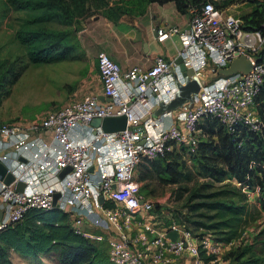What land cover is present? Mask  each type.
I'll return each mask as SVG.
<instances>
[{"label":"built area","instance_id":"1","mask_svg":"<svg viewBox=\"0 0 264 264\" xmlns=\"http://www.w3.org/2000/svg\"><path fill=\"white\" fill-rule=\"evenodd\" d=\"M188 9L186 24L161 23L153 31L158 41L177 34V56L198 85L190 105L154 112L160 101L174 96L173 58L156 54L148 65L121 69L99 49L95 65L104 98H75L26 124L0 121V141L14 152L12 158L0 150V161L14 174L11 182L0 180V228L30 207L56 205L68 212L76 232L104 242L112 264H226L223 253L235 240H246L245 232L226 242L208 229L192 230L163 204L156 206L137 178L144 159L173 147L192 149L205 134L198 123L207 115L229 130L240 123L255 132L264 152V21L262 29H245L239 15L212 0H199ZM239 55L250 60L248 70L218 72ZM121 113L126 117L122 129L103 131L90 125L93 117ZM65 166L69 169L60 177ZM16 179L32 188L15 189ZM234 183L259 205V184ZM55 191L59 194L53 203ZM170 230H175L174 237L167 234Z\"/></svg>","mask_w":264,"mask_h":264},{"label":"trees","instance_id":"2","mask_svg":"<svg viewBox=\"0 0 264 264\" xmlns=\"http://www.w3.org/2000/svg\"><path fill=\"white\" fill-rule=\"evenodd\" d=\"M7 1L13 8L25 9V14L20 17L14 30L15 38L23 47V54L0 61V103L29 63L77 56V45L70 40L69 32L51 29L45 24L49 20L71 22L75 14L82 12L86 0ZM152 1L162 3L167 0H118L112 9H107L101 1L93 3V6L102 7L103 15L116 21L122 14H142ZM172 1L178 11L184 12L190 4L199 0ZM212 1L217 7H225L228 3L227 0ZM255 1L251 10L240 15L241 26L245 29H262L264 0ZM261 51H264V45ZM258 108L261 110V106ZM198 124L206 136L195 145L198 169L217 181L231 177L248 186L259 184V205L264 209V168L261 166L264 152L261 137L240 123L229 130L215 116H204ZM171 150L140 162L137 178L141 180L148 172H154L163 181H178L184 172L169 157ZM210 183L203 182L201 186L205 188ZM193 197L196 200L189 205V210L196 215L192 220L194 226H203L214 233L217 239L226 242L243 235L247 228L249 202L240 188L220 185L207 192H195ZM180 215L178 219L188 226L184 212ZM240 241L242 244L239 241L236 245L230 244L223 253L226 264H264V253L256 252L246 240ZM101 246L76 232L68 212L56 205L45 209L30 207L20 219L0 228V261H4L7 249L12 248L17 254L32 261L46 259L52 264H112L102 251H106L105 244Z\"/></svg>","mask_w":264,"mask_h":264},{"label":"rangeland","instance_id":"3","mask_svg":"<svg viewBox=\"0 0 264 264\" xmlns=\"http://www.w3.org/2000/svg\"><path fill=\"white\" fill-rule=\"evenodd\" d=\"M104 2L107 9H112L118 3V0H86L83 10L79 14H75L71 22L61 23L57 20H49L46 22L45 26L51 29H63L70 34V40L75 38L74 30L80 23L89 24L97 15H103L102 7H95L93 3ZM221 1V0H220ZM228 3L225 5L227 11L236 15H243L249 10H251L255 4V0H227ZM25 14V9L13 8L7 0H0V61L6 60L8 57L14 56L16 54H23V47L17 41L14 36V30L17 27L20 17ZM104 16V15H103ZM97 51V50H96ZM94 64H95V55ZM47 63L41 64H28L25 71L22 73V78L18 79V85H20L21 80L26 79L29 74L40 78L44 83H58L59 81L55 77L51 78L47 71ZM96 67V65H95ZM38 68H41L38 70ZM55 70H52L54 75ZM61 77L65 75L68 68L60 69ZM38 72V73H37ZM72 72V71H71ZM75 75L77 74L73 70ZM78 77V75H77ZM60 80H63L62 78ZM62 84L60 88L53 86L51 91L44 94L45 97L41 99H36L31 101L30 99L19 98L17 95H12L7 98L0 105V121H12L16 118H28L33 119L36 116H40L46 110L54 107L60 101L57 100L58 93L61 88L68 87L72 89L74 82L68 83L67 85L60 81ZM43 83V84H44ZM205 135L201 136L199 139H205ZM215 138V136H213ZM198 139V140H199ZM195 147L187 150L184 146H180L178 149L172 148L169 157L179 169L184 172L182 177L178 181H163L154 172H148L144 178H141V190L144 192L153 202L158 204H163V207H167L172 211L174 217L179 218L181 212H184L186 223L189 227H193L194 230L205 229L203 226H194L193 219L196 215L193 211L189 210V205L196 200L193 197L195 192H207L213 190L220 185L234 186L239 188L235 183L233 178L225 177L220 181L213 180L208 175L203 174L197 167L195 160ZM142 168V167H141ZM140 168V170H141ZM210 181V185L203 188L201 184L203 182ZM238 192L236 193V195ZM249 214L246 216L247 228L244 233L246 236V242L251 243V247L256 252L264 253V209L260 205L254 202L248 201ZM241 242V241H239ZM234 241L232 245L239 243ZM244 242V241H243ZM94 243L104 245V242L99 239ZM242 244V242L240 243ZM107 258V253L102 250ZM0 264H52L51 261L42 259L39 261H32L28 257L21 256L17 254L12 248H8L6 252V257L4 261H0Z\"/></svg>","mask_w":264,"mask_h":264},{"label":"crops","instance_id":"4","mask_svg":"<svg viewBox=\"0 0 264 264\" xmlns=\"http://www.w3.org/2000/svg\"><path fill=\"white\" fill-rule=\"evenodd\" d=\"M189 14V9L184 12L178 11L172 0L162 3L152 1L147 4L145 11L139 15L122 14L116 21H112L99 14L89 24L81 22L80 26L73 31L75 38L72 41L77 45V56L75 58L29 63H47L48 66L46 68L50 77H55L59 82L44 83L39 77L36 78L29 74L26 79L21 80L20 85L17 87L18 79L22 78V73L27 68V65L12 83L9 94L2 98L0 105L12 95H17L22 99H30L31 101L41 99L45 97L44 94L46 92L51 91L53 86L60 88L62 84L60 81L66 85L74 82V85L70 90L68 87L60 89L56 98L60 101L58 104L67 103L72 99L90 94H96L99 98H104L101 94L100 80L94 64L93 56L96 50H105L112 59L118 62L121 69H125L132 64L148 65L156 54H161L167 59L173 58L176 61V58L179 57L176 53V48L179 44L177 34H172L164 40L158 41L154 37L153 28L161 23H175L182 26L186 24ZM176 63L172 70L174 73L175 91L177 90L175 79L184 84V75L179 68L178 62ZM56 68L57 71L53 75L52 70ZM64 68H68V71L61 77L59 70ZM40 69L38 68V70ZM73 70L75 72L77 70L76 75ZM61 78L63 80H60ZM192 94L193 92L190 93L191 99L183 100L180 105H176L172 110L175 111L184 105H190L192 103ZM33 119L28 120V118L19 117L12 121L26 124ZM0 150L7 151L14 158V152L8 149L2 141H0ZM19 172V170L15 169L16 174H19ZM26 175L27 173L23 177H26ZM22 181L24 182L23 190L32 188V185L25 183L24 179Z\"/></svg>","mask_w":264,"mask_h":264},{"label":"water","instance_id":"5","mask_svg":"<svg viewBox=\"0 0 264 264\" xmlns=\"http://www.w3.org/2000/svg\"><path fill=\"white\" fill-rule=\"evenodd\" d=\"M176 62L179 64V68L182 70V74L184 75V84H181L177 79H175V83L177 86V90L175 91V94L172 99H170L168 102H160L155 107L154 112H158L162 109H172L176 105H180L183 100L185 99H191L190 93L195 92L197 89V81L194 77H189L187 75V72L185 70L184 64L181 61L180 57L176 58ZM250 67V60L245 57L244 55H239L238 57H235L231 59L227 66L218 68V72L223 74L228 73H234L237 70L240 71H246ZM126 124V117L124 114H111V115H105L102 117H93L90 120V125L92 126H99L103 131H115L118 129L124 128ZM141 124L137 125V128H141ZM92 167L90 166L88 169L90 170ZM69 169V166L63 167L60 172L59 176L61 177L64 172H66ZM14 179V174L7 169L6 165L0 161V180L3 182H11ZM23 181L21 179L14 180V188L17 190H22L23 188ZM117 187V185H116ZM58 192L55 191L53 193V203H55V200L58 196ZM101 196L99 197V200H101ZM2 214V211L0 209V216ZM167 234L170 237H174L176 232L175 230H170L167 232Z\"/></svg>","mask_w":264,"mask_h":264}]
</instances>
